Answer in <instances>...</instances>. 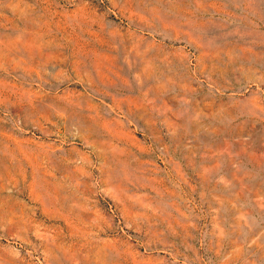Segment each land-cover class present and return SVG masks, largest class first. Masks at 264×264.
<instances>
[{
    "label": "rangeland",
    "instance_id": "rangeland-1",
    "mask_svg": "<svg viewBox=\"0 0 264 264\" xmlns=\"http://www.w3.org/2000/svg\"><path fill=\"white\" fill-rule=\"evenodd\" d=\"M0 264H264V0H0Z\"/></svg>",
    "mask_w": 264,
    "mask_h": 264
}]
</instances>
